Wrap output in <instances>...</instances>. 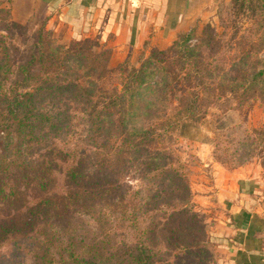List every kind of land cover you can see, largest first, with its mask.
Wrapping results in <instances>:
<instances>
[{"label":"rangeland","instance_id":"374dc122","mask_svg":"<svg viewBox=\"0 0 264 264\" xmlns=\"http://www.w3.org/2000/svg\"><path fill=\"white\" fill-rule=\"evenodd\" d=\"M12 2L0 0L2 65L51 55L59 65L51 72L39 64L37 78L84 76L85 86L95 94L85 97L86 92L75 89L43 93L44 104L57 108L54 123L61 129L56 143L68 155L54 159L47 188L20 185L14 199H0V237L8 242L1 250L2 263L35 264L34 250L46 243L53 253L58 246L86 255L97 251L115 264H229L239 248L233 217L245 206L239 181H264V0H223L187 33L192 50L188 60L170 51L174 42L166 46L147 41L133 48L117 39L103 43L93 37L81 40L85 45L68 55L76 44L68 26L51 22L43 10L19 23L13 19ZM39 40L40 53L35 47ZM153 52H167L155 61L168 74H156L153 84L156 88L164 77L169 80L177 96L170 114L178 115L181 95H199L193 104L197 121L183 129L185 135L168 138L160 155L151 146L146 151L142 141L126 138L115 109H103L113 94L110 90H122L129 70L140 69ZM111 69L117 71L110 74ZM3 78L4 94H10L16 76ZM92 109L106 119L100 136L91 132V118L98 117L91 115ZM19 143L11 123L0 129V164L6 159L11 166L18 158L37 162V154L28 153L24 145L18 153ZM156 157L167 166L174 160L175 165L155 173L149 166ZM80 160L90 173L107 166L115 174L110 194H88L70 180ZM72 196L80 200L75 207L69 206Z\"/></svg>","mask_w":264,"mask_h":264},{"label":"trees","instance_id":"16d2710c","mask_svg":"<svg viewBox=\"0 0 264 264\" xmlns=\"http://www.w3.org/2000/svg\"><path fill=\"white\" fill-rule=\"evenodd\" d=\"M75 40L74 49H69L68 55L75 53L79 47L81 49L85 45L82 44L81 40ZM189 40V34L180 35L173 43L170 51L176 50L181 54V59L188 60L187 57L192 51L187 45ZM40 43H42L41 40L35 46L39 49V53L42 52ZM166 55L167 52H153L140 69H130L124 84H121L122 90H119V86L117 89H111L110 91L113 94L110 95L108 104L103 107L105 112L108 109H115L118 126L126 133V138L129 136L130 138L134 137L135 142H137V139L140 142L142 141L146 151H148L147 147L151 146L152 151L156 152V155L165 152V141L168 138H172L175 133L185 135L182 132L183 129L190 128L193 120L197 121V118L194 117L193 104L198 100V94L188 92L185 95H181L178 115H174L168 112L174 98V92L170 87L169 80L164 77L162 79L163 84H158L156 88L154 87L153 76L158 73L160 77L168 74V72H161L163 70H160L155 61L156 59L159 60L160 56ZM39 64L44 66L45 71L54 72L53 67L59 65V61L50 55L47 58L32 56L25 62L15 64L2 65V62H0V96L5 93L3 80L6 78L3 77H9L10 73L16 76L15 83L11 84V90L15 89L10 92L13 96L10 97V94H4L5 100L3 103L5 110L0 109V129L6 128L11 123L18 138L22 141V143L16 145L18 153L22 148L20 146L24 145L28 153L35 152L38 157L36 163L28 162L26 158L19 161L18 158L10 162L11 166L5 164L6 159L3 160L4 162L0 164V199L3 200L14 199L20 185H36L42 189L47 188L49 184L47 175L56 166L54 159L67 158L68 151L56 143L59 130L61 129L57 122L54 123L57 120L56 112H54L57 108L44 104L41 100L43 93L54 90L62 94L66 91L73 92L75 89L86 92V95L83 93L85 97L90 95L94 97L95 94L92 89H88L85 86L87 80H85L84 76L77 77L74 80L61 78L57 81L51 77L43 78L38 76L37 78L34 71ZM41 69L43 68L41 67ZM116 71L111 69L110 74H114ZM106 74L108 73L106 72ZM18 77L21 80H18ZM87 79L89 80L90 77ZM19 88H22L20 92L18 91ZM145 94L149 96L148 99L143 98ZM50 95L48 94V96ZM174 99H177V96ZM92 108L96 107L92 106ZM90 113L91 115H98V117L91 118V132L93 136H100L106 127L105 116L102 118L98 114L99 112L93 109ZM109 117L110 115L106 116V118ZM51 131L55 136L49 135ZM77 157L78 154L76 153L75 159ZM161 159L156 157L155 160H152L153 162L149 167H151L153 172L157 173L162 170L166 173L169 167L172 168L175 165V161L171 160V162H167L168 167L164 162H161ZM83 160L87 162V159L83 158ZM83 160L78 161L70 172V180L75 185L88 190V194L90 193L89 190H92L100 198L106 197L107 194L111 193L115 184V174L108 172L107 166L105 169H98L94 173H90L87 170L86 163L83 164ZM102 161H108V159L104 158ZM102 165L104 166V164L100 166ZM165 173L153 177L156 179L165 176ZM95 198V196H92L91 200ZM74 202H80L78 197L72 196L69 198V206L75 207ZM84 203H87L86 200ZM93 203L96 204L97 202ZM40 214L42 213L38 212L37 216ZM8 232L5 231L4 233L8 234ZM6 244L8 242L0 237V264H3L1 250ZM34 254L35 264H115L113 260H106L100 257L102 254L97 251H89L86 255L81 252H75L71 247L58 246V252L53 253L51 247L46 243L38 246L34 250Z\"/></svg>","mask_w":264,"mask_h":264},{"label":"crops","instance_id":"0c3cea01","mask_svg":"<svg viewBox=\"0 0 264 264\" xmlns=\"http://www.w3.org/2000/svg\"><path fill=\"white\" fill-rule=\"evenodd\" d=\"M223 0H13V19L27 23L43 10L51 22L66 25L74 39L93 37L103 43L117 39L138 48L175 42L190 33L200 19ZM244 208L234 220V242L239 246L229 264H264V181L242 182ZM241 188V185H240ZM226 263V262H225Z\"/></svg>","mask_w":264,"mask_h":264}]
</instances>
